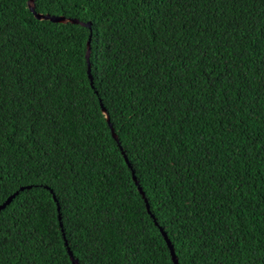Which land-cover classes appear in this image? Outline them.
<instances>
[{"label": "trees", "instance_id": "1", "mask_svg": "<svg viewBox=\"0 0 264 264\" xmlns=\"http://www.w3.org/2000/svg\"><path fill=\"white\" fill-rule=\"evenodd\" d=\"M27 2L0 0V264H174L158 226L178 264H264V0Z\"/></svg>", "mask_w": 264, "mask_h": 264}, {"label": "water", "instance_id": "2", "mask_svg": "<svg viewBox=\"0 0 264 264\" xmlns=\"http://www.w3.org/2000/svg\"><path fill=\"white\" fill-rule=\"evenodd\" d=\"M27 5H28L29 10L33 13L34 17L39 19V20L46 19V20H50L52 22H59V23H68V22H70V23H80V24H82L84 26H88L90 28V22H82V21H80L77 18L66 17L64 15H51V14H44V13H41V12H37L35 10L34 0H28ZM85 57H86V61H87V74H88V77H89V80H90V84H91V86H93V77H92V74H91V67H90V63H89V57H90V36H89V39L87 41V50H86ZM100 105H101L102 113L105 115L106 120L108 122V125L110 127L111 134H112L113 138L116 140L117 144L119 145L118 137H117L116 133L114 132V129H113L111 123H110L109 116H108V114L106 112V109H105V107L103 106L102 103H100ZM120 149H121V146H120ZM121 151L123 153V157H124L125 161L130 166V163L128 162L127 156L124 154L122 149H121ZM131 173H132V178L135 181V184L137 185L138 191L141 193L142 197L145 200L146 208H147V210L149 212V204L147 202V199L144 196V192H143L142 188L139 186L138 181H137V179H136V177L134 175V171L133 170L131 171ZM22 189H24V187L20 188V190H22ZM18 192H19V190H17L14 193H12L10 196H8L5 199V201L3 203L0 204V211L2 209H4L13 200V198L18 194ZM52 196H53L54 200L57 202L56 197H55V195L53 193H52ZM57 209L58 210L60 209L58 204H57ZM151 217L153 218L155 224L158 225L157 222L155 221V218L153 217V215H151ZM58 218H59V224L62 227V222L60 221V219H61V215L60 214H58ZM158 228H159V230H160V232H161V234H162V236H163V238H164V240H165V242H166V244H167V246L169 248L171 259H172L173 263L174 264H178V259H177V256L175 254V251H174V248H173V245H172L171 241L167 237L166 232L160 226H158ZM65 245H66L67 253L69 255V258H70L71 262L73 264H78V261H77L76 258H74L73 253L70 250L67 241H65Z\"/></svg>", "mask_w": 264, "mask_h": 264}]
</instances>
